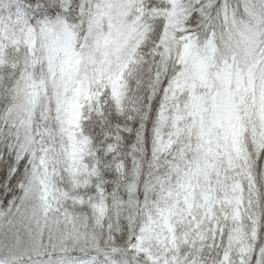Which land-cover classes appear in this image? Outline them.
I'll use <instances>...</instances> for the list:
<instances>
[{
    "label": "snow or ice",
    "instance_id": "snow-or-ice-1",
    "mask_svg": "<svg viewBox=\"0 0 264 264\" xmlns=\"http://www.w3.org/2000/svg\"><path fill=\"white\" fill-rule=\"evenodd\" d=\"M0 264H264V0H0Z\"/></svg>",
    "mask_w": 264,
    "mask_h": 264
}]
</instances>
